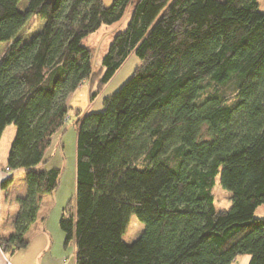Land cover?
I'll list each match as a JSON object with an SVG mask.
<instances>
[{
	"label": "trees",
	"instance_id": "obj_1",
	"mask_svg": "<svg viewBox=\"0 0 264 264\" xmlns=\"http://www.w3.org/2000/svg\"><path fill=\"white\" fill-rule=\"evenodd\" d=\"M21 1L0 0V42L9 44L0 58V137L15 126L6 168L22 170L26 187L13 231L0 236L3 251L26 248L43 196L58 187L60 169H46L44 155L69 119L67 96L87 84L89 107L132 54L140 64L100 111H74V195L58 223L74 264H233L242 255L264 264V220L254 215L264 205L257 0H133L96 83L83 40L120 22L131 0H24V11ZM33 17L44 25L21 41ZM232 79V92L219 90ZM217 176L227 211L213 207ZM132 215L144 230L127 244Z\"/></svg>",
	"mask_w": 264,
	"mask_h": 264
},
{
	"label": "rangeland",
	"instance_id": "obj_2",
	"mask_svg": "<svg viewBox=\"0 0 264 264\" xmlns=\"http://www.w3.org/2000/svg\"><path fill=\"white\" fill-rule=\"evenodd\" d=\"M223 2L224 0H217ZM259 5V12L264 13V0H257ZM26 2L23 0L19 4V9L24 11ZM131 9L127 11V15L118 23L105 26L102 25L98 30L91 32L84 40L83 43L91 52L93 79L95 83L98 81V71L101 67V61L104 54L107 52L109 45L113 41L117 33L122 32L128 19L130 17ZM44 25V21L39 17H33L29 20L27 25L21 30L17 38L21 41H27L30 37L38 33ZM9 44L0 42V57L3 55ZM140 64L138 58L130 55L122 64L119 70L114 74L111 80L103 87L99 95L95 98L93 103L88 107V85L82 84L75 90L73 95L66 99V104L70 108L68 112V120L64 123L59 134L51 138L50 146L45 151V158H48L45 168L57 167L60 169L58 187L53 195H44L43 201L48 200L50 206L45 220V230L48 240V250L44 255H39L37 264H74V248L70 243L64 247V235L59 228V219L62 209L66 207L73 199L74 185H75V137L76 128L73 125L75 117L74 111L80 109L81 111L96 112L102 109V100L105 97L114 94L133 74L135 68ZM95 86V85H94ZM92 87L91 91L96 87ZM235 80L229 81L219 90L229 94L233 91ZM90 93V91H89ZM15 126L10 124L5 127L0 137V170L6 168V160L9 147L14 139ZM3 178L12 176L13 181L3 194V203H7V215L11 212L12 204L16 202V197L24 195L25 187V174L22 170L15 172L7 170L0 171ZM213 194V207L217 211H227L230 208L229 193L223 190L219 184V177H216L215 185L212 190ZM48 198V199H47ZM15 199V200H14ZM256 218L264 220V205L259 206L254 213ZM10 220H6L5 227H10ZM144 225L132 215L129 219L127 228L123 234V241L127 244L135 241L143 232ZM13 231V230H11ZM32 249H30L31 251ZM13 252H6V258L12 263L14 257L11 256ZM17 256V255H15ZM248 255H242L237 258L238 262H243ZM237 264V263H234Z\"/></svg>",
	"mask_w": 264,
	"mask_h": 264
},
{
	"label": "crops",
	"instance_id": "obj_3",
	"mask_svg": "<svg viewBox=\"0 0 264 264\" xmlns=\"http://www.w3.org/2000/svg\"><path fill=\"white\" fill-rule=\"evenodd\" d=\"M74 93H75V91L73 93L69 94L67 96V98L70 97V95H73ZM87 93H88V91H87ZM59 132L55 133L54 137H56L59 134ZM6 169L7 168L3 169L1 167L0 171L3 172V170H5V172H6ZM9 177H11V176L9 175ZM5 178H3V174L0 173V185H1V182ZM4 193L5 192H3L0 189V236H2V235L8 236L12 232L11 230H13V225H12L13 219H14L16 212L18 211V205L16 202H14V204H12L11 212L7 215V211H6L7 210V203H3V200H2ZM49 206H50L49 201L48 200L43 201V198H42L37 220L29 228V230L26 234V239L28 241V244H27L26 248H24L22 250L15 251L11 254V256L14 257L13 263L6 258V252L3 251V249L0 246V264H37L38 256L44 255L48 250L47 248H48L49 242L47 240V234H46V230L44 227L45 222H43V217L47 214ZM7 219L10 220V222H8V223H10V227L9 226L5 227V222ZM73 248H74V246H73ZM30 249H32V250L30 251ZM15 255H17V256H15ZM234 263L248 264L249 260L247 258H245V260L243 262H238L236 259Z\"/></svg>",
	"mask_w": 264,
	"mask_h": 264
},
{
	"label": "water",
	"instance_id": "obj_4",
	"mask_svg": "<svg viewBox=\"0 0 264 264\" xmlns=\"http://www.w3.org/2000/svg\"><path fill=\"white\" fill-rule=\"evenodd\" d=\"M57 1H58V0H44V3H45L46 5L54 6V5L57 3ZM100 1L102 2V4H103L105 7H110V6H112V4L115 2V0H100ZM132 1H133V0L130 1L129 6H128V8H127V10H126V12H125L123 18L127 15V11L129 10ZM123 18H122V19H123Z\"/></svg>",
	"mask_w": 264,
	"mask_h": 264
},
{
	"label": "built area",
	"instance_id": "obj_5",
	"mask_svg": "<svg viewBox=\"0 0 264 264\" xmlns=\"http://www.w3.org/2000/svg\"><path fill=\"white\" fill-rule=\"evenodd\" d=\"M8 169H6V171H7Z\"/></svg>",
	"mask_w": 264,
	"mask_h": 264
}]
</instances>
